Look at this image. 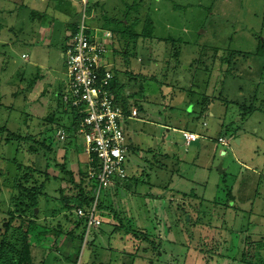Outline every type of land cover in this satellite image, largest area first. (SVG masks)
Listing matches in <instances>:
<instances>
[{
  "label": "rangeland",
  "instance_id": "374dc122",
  "mask_svg": "<svg viewBox=\"0 0 264 264\" xmlns=\"http://www.w3.org/2000/svg\"><path fill=\"white\" fill-rule=\"evenodd\" d=\"M14 7L18 19L6 12ZM83 20L113 35L106 57L139 114L127 126L128 181L99 196L96 187L103 224L90 237L75 213H54L69 188L57 167L66 160L87 195L95 191L85 143L68 135L70 109L59 103L69 30ZM263 43L264 0H0V126L15 134L0 135L6 245L23 223L37 264H263ZM175 129L198 134L197 144ZM17 184L44 186L26 215Z\"/></svg>",
  "mask_w": 264,
  "mask_h": 264
},
{
  "label": "built area",
  "instance_id": "2783aa9c",
  "mask_svg": "<svg viewBox=\"0 0 264 264\" xmlns=\"http://www.w3.org/2000/svg\"><path fill=\"white\" fill-rule=\"evenodd\" d=\"M83 2L86 4L87 0ZM84 20L78 25L77 32L70 36L64 53L68 84L61 99L67 109H74L82 115L76 138L83 139L85 143L84 151L90 163V174L97 182L99 196L101 191L119 189L128 180L130 148L127 126L136 121L139 114L135 108H130L126 113L112 91L115 74L106 56L109 53L107 40L113 39V35L110 32H98L99 36L102 34L98 37L86 27ZM64 133L61 135L62 140L65 139ZM178 133L188 147L199 140V135L195 133ZM219 144L229 147L224 139H220ZM96 212L97 202L89 211L79 209L75 213L84 222L87 237H90L92 229L102 226Z\"/></svg>",
  "mask_w": 264,
  "mask_h": 264
},
{
  "label": "trees",
  "instance_id": "16d2710c",
  "mask_svg": "<svg viewBox=\"0 0 264 264\" xmlns=\"http://www.w3.org/2000/svg\"><path fill=\"white\" fill-rule=\"evenodd\" d=\"M74 27L75 28H72L73 34L77 32L78 25ZM149 29H150V36L146 35L145 38L151 37L152 35V23H150ZM260 53L262 54V56H264V43H263V47L260 49ZM111 70H113V68H111ZM113 72L115 74V78L112 83V91L113 93L117 95L118 98L120 97L121 106L123 110L127 113L130 110L131 106L130 104H128L127 100L123 97V91H122L123 83L119 81L117 77L118 75L116 74L115 70H113ZM59 103H62L61 95L59 96ZM249 107H250L249 109H251L253 106H251L250 104ZM70 116L72 119V123H71V126L68 128L67 133L68 135L70 134L73 139H75L77 137L76 135L78 132V125H79V121L82 115L78 111L71 109ZM0 135L2 136L5 135L4 138L15 137V134L9 131V129L6 128L5 126H0ZM37 146H40V149H44L46 145L42 143V144H38ZM29 148H30L31 154L38 155L40 153L39 148L35 146H30ZM50 149L48 151H50ZM68 164L69 163L66 160V162L63 165L57 166V167H60V169L64 171V173L67 175L68 177L67 183L69 184L68 186L69 188H67L66 190L64 189L60 190L62 200H60V203H59L60 205L57 208H55V211H54L55 215L62 214L65 217L66 216L68 217V215H72L76 213V211L79 209H84L86 211H89L95 201V195H96L95 192H96V187H97V182L96 180H94L93 183H94L95 191H93V193L88 196L87 192L85 191V188H83V184H82L83 181L80 183L74 180L73 174L66 167V165ZM31 176L32 174H28V176L24 178V182L27 183L28 182L27 179L29 177L31 178ZM43 189H44L43 185L39 187H35L33 189H27V188H24V186L22 185L18 186V184L16 185L15 190L19 191V196L16 197L15 199H16L18 207L22 210V212L25 215L29 210L32 209L34 211L36 208H38L39 196L41 193H44ZM23 205H24V208H23ZM110 210H113V209L110 208ZM109 213L110 214L108 215V217L113 219V223L114 221L117 222L119 225V229L122 228V225L124 224V222L123 220L118 219V214L113 211L112 212L110 211ZM75 222L80 223L83 221L76 218ZM11 224H12L11 220L4 221L3 227L0 228V233L3 232V234L0 235V264H37L33 259L32 248L30 246V231H31L30 228L27 231H25L23 228V223H21L20 227L17 229L20 235V238L17 241L18 243H15V244L11 243L9 244L10 247H8L9 245H6V242L4 241L6 239L4 240L2 239L10 230L9 227L11 226ZM127 232L129 234L132 233L129 230ZM132 235L134 237H137L136 232H133ZM252 247H254L253 252L257 251V247H258L257 245L253 244Z\"/></svg>",
  "mask_w": 264,
  "mask_h": 264
},
{
  "label": "crops",
  "instance_id": "0c3cea01",
  "mask_svg": "<svg viewBox=\"0 0 264 264\" xmlns=\"http://www.w3.org/2000/svg\"><path fill=\"white\" fill-rule=\"evenodd\" d=\"M41 1H43V2H45L46 0H41ZM26 2V1H25ZM13 3H16V0H13ZM26 4V3H25ZM94 4V6H96V5H98L97 4V2H94L93 3ZM15 7L13 8V9H11V10H7L6 12L8 13V14H14L15 13ZM19 16L21 17V15L19 14V13H15V18L16 19H18L19 18ZM31 19L32 18H34V17H30ZM152 23V22H151ZM77 26V25H76ZM75 28V27H74ZM46 30L47 29H45V28H43V30L39 33V35L40 36H42V35H48V32H46ZM73 33H72V29L71 30H69V36H71ZM152 34H153V29H152ZM152 36V35H151ZM70 38V37H69ZM4 44V43H3ZM63 58H64V54H63ZM139 116V115H138ZM134 122V121H133ZM132 122H130L129 124H128V126L131 124ZM175 133H178L179 131H182V130H177V129H175V130H173ZM169 132V131H168ZM187 132H190V131H187ZM191 133H194V132H191ZM179 134V133H178ZM196 134V133H195ZM198 135V134H197ZM127 136H128V141H129V148H130V146H131V143H130V136H129V134H127ZM202 138V137H201ZM197 143H195V144H193L192 146H194V145H196ZM192 146H190V147H192ZM130 151V150H129ZM126 183V182H125ZM132 186V185H131ZM120 188H121V186H120Z\"/></svg>",
  "mask_w": 264,
  "mask_h": 264
},
{
  "label": "water",
  "instance_id": "95a60500",
  "mask_svg": "<svg viewBox=\"0 0 264 264\" xmlns=\"http://www.w3.org/2000/svg\"><path fill=\"white\" fill-rule=\"evenodd\" d=\"M219 171H220V173H224V171H222V168H219ZM37 211V210H36ZM93 241V240H92ZM91 241V242H92Z\"/></svg>",
  "mask_w": 264,
  "mask_h": 264
}]
</instances>
